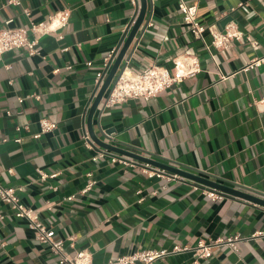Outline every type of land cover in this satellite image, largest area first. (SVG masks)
<instances>
[{
    "label": "crops",
    "instance_id": "0c3cea01",
    "mask_svg": "<svg viewBox=\"0 0 264 264\" xmlns=\"http://www.w3.org/2000/svg\"><path fill=\"white\" fill-rule=\"evenodd\" d=\"M7 1L0 0V28L8 18L10 26L27 27L62 9L70 15L66 25L38 36L37 53L19 47L0 54V185L20 187L21 202L64 239V250L86 249L93 264L173 245L189 248L153 264H264L263 204L230 193L212 199L202 192L209 185L187 176L150 177L141 165L178 173L123 152L109 149L136 163L92 160L94 150L83 145L87 114L99 91L96 72L111 49L120 50L134 6L128 0ZM186 1L197 4L203 38L189 30L177 0H147L111 83L126 62L133 71L155 64L173 72L176 60L196 56L200 70L149 99L106 107L110 83L92 114V129L103 142L264 198V111L251 104L264 95V0ZM148 19L153 24L145 27ZM228 23L242 36L214 45L212 31H225ZM258 58L259 64L250 65ZM54 68L60 71L53 73ZM29 93L40 97L18 102ZM41 116L56 127L34 138ZM38 169L56 175L42 179ZM89 171L96 183L83 193ZM1 199L0 264H59L27 221ZM70 234L76 237L72 245L66 240ZM235 234L243 237L237 250L215 244L211 256L195 255L198 240Z\"/></svg>",
    "mask_w": 264,
    "mask_h": 264
},
{
    "label": "built area",
    "instance_id": "2783aa9c",
    "mask_svg": "<svg viewBox=\"0 0 264 264\" xmlns=\"http://www.w3.org/2000/svg\"><path fill=\"white\" fill-rule=\"evenodd\" d=\"M134 6V14L131 17L129 23L125 28V34L130 29L133 24L136 15L140 8L139 0H128ZM151 2L153 0H150ZM19 4L20 0H8L7 4ZM239 3L238 5H242ZM1 7V4H0ZM177 9L182 15L183 21L188 25L189 30L193 35L199 39L203 38V32L205 27L197 21V4L196 2H187L186 0H177ZM235 7H231L230 11L234 10ZM223 15L226 11L222 12ZM70 12L69 9H62L48 17V21L34 22L30 21L29 26H10L12 18L5 20V26L0 28V54L9 51L14 48L24 47L29 54L33 55L38 52L37 43L38 36L51 32L58 27L66 25L68 22ZM153 23L150 19L147 20L146 26H151ZM229 23L226 24L225 31H212L213 40L212 43L216 46H221L226 44L232 37L240 38L242 33L238 29H228ZM33 33L34 38H29V34ZM124 34V35H125ZM37 36V37H36ZM62 37V34L58 35ZM250 43L255 46L257 41L253 40L250 36L246 37ZM64 47L62 50H66ZM119 51V46L111 49L104 57L102 63V69L96 72L94 83L96 89L100 87L106 73L115 59ZM262 58L253 59L250 65H257ZM87 65L91 64V61L86 62ZM175 70L173 72L169 71L164 67L152 64L141 68L138 71H133L127 66V62L120 73L115 77L114 81L110 84L107 91V95L104 99V106L109 107L115 104L126 101L129 98H143L149 99L157 95L162 90L170 87L175 81H180L183 77L187 75H192L193 73L200 70V64L196 56H189L186 58L185 62H181L179 59L175 61ZM7 68L9 65H6ZM70 66H67L69 68ZM59 68H54L53 73H57ZM40 95L37 93H29L25 96H20L17 98L18 102H22L27 98L39 99ZM252 105H255L258 109L264 111V95L258 98H253ZM9 113V111H7ZM39 131L34 133L32 136L34 138L39 137L42 133L51 131L56 127V122L49 119L46 116H41L38 120ZM27 128V126H24ZM21 127L17 125L16 130ZM107 136L109 134L105 133ZM83 145L87 149H93L94 154L92 155V160H97L99 158H109L111 162H120L124 165H133L136 162L133 159L127 158L121 154L110 151L107 148L97 147L96 143L92 139L89 131L84 129L81 135ZM16 142L21 141V137H16L14 139ZM4 141V139L2 140ZM11 170V169H10ZM140 170L145 172L148 176H157L162 178H182L176 173H166L163 169L156 167H149V164L145 163L140 166ZM40 177L42 179L48 176H55L56 173L48 174L45 171L38 169ZM87 181L81 190V192H86L92 188L95 180L92 178V172L87 173ZM20 187L14 186H2L0 185V198L4 202L8 203L13 210V213L17 217L24 218L27 221L28 226L33 230L35 238L40 242L47 244L52 253L57 255L59 264H93L91 253L86 249L77 250L74 254H69L64 250V239L56 238L54 229L47 226L39 217L36 211L24 203L21 202L19 196L17 195V190ZM203 194L209 196L212 199H218L223 197L226 192L221 190H216L215 188L203 187ZM73 195L68 196L71 198ZM261 232H256L255 234H260ZM254 234V235H255ZM74 235L70 234L66 236V240L71 242L74 240ZM243 237L240 234H235L227 237H217L212 241H204L203 239L198 240L197 245L194 247V252L197 258L209 257L211 256V248L215 244H226L231 249L237 250V242ZM188 246L173 245L171 250L168 249H138L133 250L129 253L119 255L115 258H111L107 261V264H153L154 260L167 255L170 252L182 251L188 249Z\"/></svg>",
    "mask_w": 264,
    "mask_h": 264
},
{
    "label": "water",
    "instance_id": "95a60500",
    "mask_svg": "<svg viewBox=\"0 0 264 264\" xmlns=\"http://www.w3.org/2000/svg\"><path fill=\"white\" fill-rule=\"evenodd\" d=\"M146 1L147 0H140V8H139V11L136 15L137 18H135L133 24L131 25L124 41H123V44L119 50V52L117 53L115 59L113 60L109 70L107 71L106 73V76L104 78V81L102 82V84L100 85L99 87V91H97L95 97H94V100L89 108V111H88V114H87V126H88V131L92 137V139L97 143V144H100L102 145V147H105L107 149H110V150H113V151H119V152H123L124 154H128L130 156H133L135 158H141V159H144V160H147V161H150V162H153L157 165H161L171 171H174V172H177L179 175L181 176H187L193 180H196L198 182H201V183H204L206 185H209L210 187H213V188H217L218 190H221V191H224L226 193H230V194H234V195H237V196H241V197H244V198H248L250 200H253L255 202H258L260 204H263L264 205V198L263 197H257L247 191H244V190H240V189H236V188H233L231 186H227V185H224V184H221V183H218L216 181H212L210 179H207V178H204V177H201L199 175H196V174H193V173H190V172H187L185 170H182V169H179V168H176V167H169L168 165H165L163 163H160L158 161H151V159H148L146 157H141L140 155H137L133 152H129V151H126L124 149H121L120 147H116L115 145L111 144V143H107V142H103L101 141L100 139L97 138V136L95 135V132L94 130L92 129V126H91V117H92V114L94 112V110L96 109L98 103L100 102L102 96L104 95V93L106 92V89L108 88L109 84L111 83V80L113 79V77L115 76V74L117 73V70L122 62V59H123V56L125 55V52L129 46V44L131 43L132 39L134 38L136 32H137V29L139 28L143 18H144V15H145V11H146ZM228 19H225L224 22H228L227 21ZM125 65L123 64L120 71L123 69ZM119 71V72H120ZM118 75V74H117ZM109 131H106V133L108 134Z\"/></svg>",
    "mask_w": 264,
    "mask_h": 264
}]
</instances>
